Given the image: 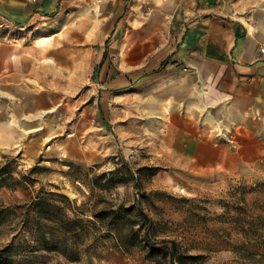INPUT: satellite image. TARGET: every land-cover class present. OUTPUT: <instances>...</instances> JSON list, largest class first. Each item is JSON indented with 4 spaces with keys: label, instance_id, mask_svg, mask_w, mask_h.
<instances>
[{
    "label": "crops",
    "instance_id": "crops-1",
    "mask_svg": "<svg viewBox=\"0 0 264 264\" xmlns=\"http://www.w3.org/2000/svg\"><path fill=\"white\" fill-rule=\"evenodd\" d=\"M82 82L106 119L138 97L194 169L246 172L264 162V0H0V148L55 132L20 110Z\"/></svg>",
    "mask_w": 264,
    "mask_h": 264
},
{
    "label": "rangeland",
    "instance_id": "rangeland-1",
    "mask_svg": "<svg viewBox=\"0 0 264 264\" xmlns=\"http://www.w3.org/2000/svg\"><path fill=\"white\" fill-rule=\"evenodd\" d=\"M87 89L79 83L53 109L20 110L30 124L38 118L43 128L51 122L57 130L33 145L0 148V168L7 164L14 178L0 189V205L20 216L0 218V249L12 246L13 264H171L164 256L147 259L140 248L125 254L112 245L84 253L78 262L43 251L23 232L19 206L49 192L64 195L75 208L86 206L88 212L79 213L84 219H93L101 196L116 208L135 205L137 214L142 208L151 220L150 239L176 241L185 264H264V162L239 175L198 171L170 146L175 132L138 97L115 101L118 107L106 119L100 95L86 101ZM157 244L168 254L170 245Z\"/></svg>",
    "mask_w": 264,
    "mask_h": 264
},
{
    "label": "trees",
    "instance_id": "trees-1",
    "mask_svg": "<svg viewBox=\"0 0 264 264\" xmlns=\"http://www.w3.org/2000/svg\"><path fill=\"white\" fill-rule=\"evenodd\" d=\"M12 172L7 164L0 168V189L8 186L9 179H14ZM102 204L105 206L98 208ZM85 207L71 206L68 198L61 194L38 195L19 206L23 211V232H28L43 251L56 253L69 262H78L82 254H94L98 247L112 245L125 254L140 248L149 260L164 256L171 264H185L184 256L178 254L176 241L154 242L150 239L147 226L151 225V220L142 208H138V214L135 205L116 208L101 196L90 212L91 220L80 217L79 213L88 212ZM7 213L16 219L20 217L16 211L0 205V218ZM141 217L142 224L139 222ZM88 241L91 243L87 244ZM157 243L170 245L168 254ZM11 253V245L0 249V264H13Z\"/></svg>",
    "mask_w": 264,
    "mask_h": 264
},
{
    "label": "bare ground",
    "instance_id": "bare-ground-1",
    "mask_svg": "<svg viewBox=\"0 0 264 264\" xmlns=\"http://www.w3.org/2000/svg\"><path fill=\"white\" fill-rule=\"evenodd\" d=\"M45 41V40H44ZM44 41H42V42H44Z\"/></svg>",
    "mask_w": 264,
    "mask_h": 264
}]
</instances>
